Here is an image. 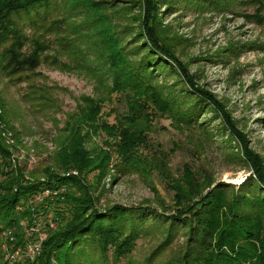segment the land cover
<instances>
[{"label": "rangeland", "instance_id": "rangeland-1", "mask_svg": "<svg viewBox=\"0 0 264 264\" xmlns=\"http://www.w3.org/2000/svg\"><path fill=\"white\" fill-rule=\"evenodd\" d=\"M97 1L105 6L99 15L103 11L112 16L118 10L122 13L114 22L124 33V45L139 44L136 34L144 24L148 0ZM188 1L152 0L170 52L206 94L204 105L191 128L163 115L147 125L146 145L140 150L148 163L146 170L135 174L108 170L98 206L143 209L135 219H144L145 225L118 264H199L192 260L194 251L204 249L193 240L198 226L209 231V243L218 240L209 248L206 264H218L223 252L233 256L234 262L248 257L254 248L264 255V184L259 176L260 172L264 178V9L250 0ZM76 15L78 21L82 19ZM38 71L43 76L37 81L53 88L54 101L44 108L24 99L27 83L14 85L0 78L8 120L22 133V154L35 155L36 162L27 165L35 168L47 163L57 148L53 140L59 135L56 124L63 127L67 113L77 108L76 99L95 94L97 84L85 72L61 70L50 63H43ZM176 71L162 72L158 82L181 89L184 75ZM209 96L220 109L208 101ZM125 109V101L105 107L107 113L112 111L111 123ZM103 156L100 151L90 152L92 166ZM200 201L207 202L205 207L223 209L227 217L219 212L206 214L202 221L209 224L194 228L178 222L177 215ZM10 230L3 234L1 246L6 262L35 259L28 243L42 246L39 234L18 244ZM119 243L122 250L127 242L119 239ZM95 259L103 264L99 255ZM109 261L114 264L112 251Z\"/></svg>", "mask_w": 264, "mask_h": 264}, {"label": "trees", "instance_id": "trees-1", "mask_svg": "<svg viewBox=\"0 0 264 264\" xmlns=\"http://www.w3.org/2000/svg\"><path fill=\"white\" fill-rule=\"evenodd\" d=\"M188 2L194 4L193 0ZM250 2L260 3L264 9V0ZM104 7L97 0H0V78L14 85L27 83L24 99L40 108L54 101L50 96L53 88L37 81V77L43 76L38 71L43 63L65 71L85 72L97 82L95 94L76 99L77 108L67 113L64 126L56 124L59 135L53 140L57 148L47 163L36 168L27 166L30 153L21 158L22 133L8 120L5 101L0 95L2 264H9L1 248L3 234L11 229L18 244L29 242L33 237L26 235L22 223H31L36 213L45 214L46 237L41 253L35 259L13 264H99L97 255L103 264H109L111 251L114 264H118L145 225L144 219H135L143 209L98 206L106 190L103 181L108 170L116 169L124 174L146 170L148 163L140 150L146 145L147 125L163 115L172 118L173 123L191 128L204 105L206 94L180 67V61L170 52V43L162 35L166 30L156 3L148 0L144 24L136 34L135 42L140 43L131 48L124 45V33L114 22L122 13L118 10L112 16L103 11L99 15ZM76 13L81 15V20L78 21L80 16ZM173 69L177 70L176 74L184 75L181 89H170L158 82L159 74ZM123 101L126 109L118 112L115 123H111L112 111L107 113L105 107ZM208 101L220 109L214 97L209 96ZM92 151L104 153L94 166L90 163ZM74 171L78 174H73ZM261 175L259 172L264 184ZM47 190L52 196L36 203V196ZM206 204L200 201L182 211L177 215L178 222L194 228L197 224H209L202 221L207 218L206 214L219 212L227 217L223 209L217 211L214 207H205ZM49 219L55 222V227H50ZM197 228L199 233L193 240L204 249L194 251L192 260L206 264L209 248L215 247L218 240L209 243V231ZM119 239L127 242L122 250H119ZM255 250L235 262L233 256L223 252L218 264H264V255Z\"/></svg>", "mask_w": 264, "mask_h": 264}, {"label": "built area", "instance_id": "built-area-1", "mask_svg": "<svg viewBox=\"0 0 264 264\" xmlns=\"http://www.w3.org/2000/svg\"><path fill=\"white\" fill-rule=\"evenodd\" d=\"M25 155L26 154H21V158H23ZM36 160L37 159L35 158V155L30 153L29 162L34 163V161L36 162ZM73 174L77 175L78 172L74 171ZM49 192L51 191L47 190L45 191V193H43L45 195L38 194L36 196L35 202L36 203L43 202L45 200L44 198L48 195ZM43 217H45V214L43 215V213L42 214L36 213L31 223H27V222L22 223L23 229L28 237H32L36 234H39L40 239L42 241L44 240V238L46 237V232H45V222L43 221ZM49 224H50V227L56 226L55 222L51 219H49ZM41 250H42V246L40 242H37V243L29 242L28 243V252L30 253V255L38 256L40 255ZM16 253H19V250H17Z\"/></svg>", "mask_w": 264, "mask_h": 264}]
</instances>
